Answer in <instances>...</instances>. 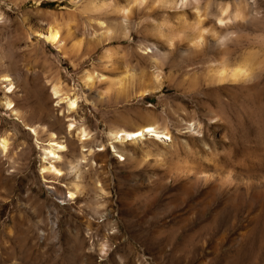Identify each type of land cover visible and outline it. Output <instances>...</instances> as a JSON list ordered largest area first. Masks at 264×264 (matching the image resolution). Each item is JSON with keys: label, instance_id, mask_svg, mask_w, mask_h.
Returning a JSON list of instances; mask_svg holds the SVG:
<instances>
[{"label": "rangeland", "instance_id": "1", "mask_svg": "<svg viewBox=\"0 0 264 264\" xmlns=\"http://www.w3.org/2000/svg\"><path fill=\"white\" fill-rule=\"evenodd\" d=\"M36 1L0 0V140L8 142L0 149V264H264V0H240L248 20L237 0H198L197 10L155 9L150 18L140 6L147 0ZM49 29L63 47L40 39ZM161 31L229 39L210 41L202 54L178 48L163 65V89L143 97L155 70L143 44ZM222 61L245 74L212 79ZM54 85L59 97H78L76 114L57 104ZM73 120L85 142L69 131ZM150 122L165 125L168 139L126 143L132 157L110 146V130ZM53 132L67 148L62 176L41 173L39 147ZM101 147L71 171L82 150Z\"/></svg>", "mask_w": 264, "mask_h": 264}, {"label": "bare ground", "instance_id": "2", "mask_svg": "<svg viewBox=\"0 0 264 264\" xmlns=\"http://www.w3.org/2000/svg\"><path fill=\"white\" fill-rule=\"evenodd\" d=\"M237 1L239 2V4H238L239 6H237V14H239V13L242 14V12H244V14L246 16L245 18H247V20H248V18L251 19V17H253L250 14L251 12H248L247 11L248 9L243 8L242 5H240L241 4L240 0H237ZM36 2L38 4L39 2H41V0H37ZM197 2H198V0H147L146 2H141L140 6H142V3L144 4V6L146 8V12H144V14H147V16H149V18H150L152 16V14L154 13L155 9H160L161 11H164V13H166L167 11L179 12L181 10H184L185 7L187 8V6L190 7V5L192 4L193 8H195L194 10H197L199 5L198 6L194 5ZM132 3H133V0H130V4H132ZM134 4H135V1H134ZM247 8H248V6H247ZM184 14H186V12H184ZM184 14H183V17H184ZM237 17L238 16H236V18ZM217 19H218V21L221 22L222 17L217 18ZM128 22H129V19L127 17L121 18V25L123 27L124 32H126L127 35H128L127 30L129 29L128 28L129 27ZM198 22H199V20H198ZM223 22L224 21H222V23ZM161 34L164 35V37L159 39L157 42H151V41L148 42L147 41V42H144V44H143V50H145V52L147 54H149V59L151 60V64L155 68V70L151 73V76H149V78L151 77L149 85L145 84L147 86H144L143 90L140 92L141 96H143V94L151 92V91H160L163 89V82H164L163 81L164 80L163 79L164 78L163 65L165 64L167 57L170 54H172L173 52H175L178 48L182 47L183 49H181V51L184 54L185 53L189 54V55L202 54L201 48L203 46H205L207 43H210V41L213 40L211 42V45H213V47L214 46L215 47H217V46L222 47V46H224V42L226 43V41L229 39V37L226 39L227 33L221 34V35L216 34L217 35L216 37H210L211 40L209 42H208L209 38H207L205 41H202L201 39H203V38L200 39V37L196 36L195 34L194 35L192 34L190 36H186L185 38H180V39H174V37L171 35L165 36L164 32H162V31H161ZM39 35H40V39H42L46 44H50L54 47L56 46L59 48L63 47L62 45H63L64 40L59 39L58 33L56 31L49 29L47 32H42V34L39 33ZM113 53H112V51L109 50L107 57L110 58L111 54H113ZM224 54H223V56H224ZM124 56H128V55L124 54ZM124 59L126 60L125 57H124ZM225 61H226V59L224 60V62ZM226 66H227V64L223 63V61H222L218 65V67L215 69L214 74L212 75L211 78L216 79V81L219 80L220 82L225 81L228 78L229 79L232 78V79L236 80L237 77L242 76L246 72L243 69V67H240V66L234 67L232 69H229ZM89 79H90V76L88 77V80ZM184 80H186V79L184 78ZM184 80H182V81H184ZM1 82L3 84H5V89L7 90L8 93L12 92L15 89L14 82L12 81V79L8 75H4L1 78ZM122 84L123 83L119 82L120 88H122ZM179 84L180 83H176L175 85L177 86ZM123 88H124V86H123ZM61 91H62L61 88L58 87L57 85L53 86L54 96L59 98L57 104L58 105L64 104L68 115L76 114V109L79 107L78 97L74 96L75 94H73V95H67L66 94L64 96L59 97ZM148 94H150V93H148ZM2 104L7 109L11 110L12 113H14L15 115H18V113H19L18 110L15 108V105L12 103V101L10 100V98L8 96H6V95L4 96V101ZM71 119H73V118H71ZM74 121L75 120H73V122L69 124V131L78 130L77 132H78L80 140L82 142H85L89 138L86 129L82 125L78 126V124ZM31 131L34 135H36L38 137L37 131L35 128H31ZM168 133H169L168 128L165 125L161 126L156 122H150V123H147L145 125H141V126L134 128V129H127V128L112 129L107 133V135H108V139L110 140V146L112 147V149L117 150L116 152L121 153L120 157L122 155H124L126 157H132V154L129 151V148L127 149V147L125 146L126 143H130V142L131 143H133V142L137 143V142L143 141L145 139L153 138V137L157 141H165L169 137ZM64 143L65 142L63 140H59L58 136L53 132L51 135V139L47 143H45L43 145V147H39L42 149V155H41L42 156V169H41L42 174H49V173L51 174L52 173V174H56L58 176H62L63 172H62L59 164L63 158L62 153L64 151H66V149H67L66 145ZM117 144H119V146ZM0 149L3 152L7 151L8 142L6 139L0 140ZM105 150L106 149L104 147H101L97 150H94L92 148L82 150L81 160L79 159L76 162H74V161L69 162L71 171L72 172L77 171V169H78L77 167L82 163V160H84L83 162L85 163V162H87L86 160L90 159V156L94 159V155L96 154L95 151L104 152ZM84 151H87L88 154L83 153ZM91 165L97 167L98 164L95 160H93ZM77 181H75L73 183L75 190L74 191H68L69 196L67 198L75 199L77 197V190L79 189V184ZM50 189H52V187H50ZM96 190H99V188H97ZM94 229L100 230L101 227L94 228L92 226V224H90V223L87 224V230L90 231V230H94Z\"/></svg>", "mask_w": 264, "mask_h": 264}]
</instances>
